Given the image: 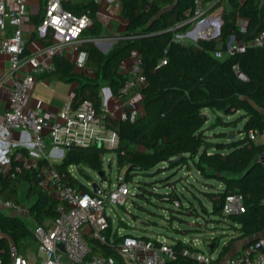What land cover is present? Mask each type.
<instances>
[{
    "label": "trees",
    "instance_id": "obj_1",
    "mask_svg": "<svg viewBox=\"0 0 264 264\" xmlns=\"http://www.w3.org/2000/svg\"><path fill=\"white\" fill-rule=\"evenodd\" d=\"M204 3L212 12L222 8L219 35L184 44L174 37L177 32L185 31L187 28L182 26L192 20L193 0H120L121 17L126 21V28L123 34L115 37L110 50L103 53L91 41L101 36V26L96 20L97 6L89 0L83 13H89L93 25L83 32L82 37L88 42L82 48L87 53L86 67L90 73L75 70L65 56H56L52 61L53 70L44 73L42 79L76 82L72 107L76 108L88 100L97 113H105L108 128L118 134L119 147L113 152L94 146L76 148L67 152L60 163L40 160L39 166H52L67 186L88 192L87 187L76 175H70L68 169L74 167L79 177L92 182L90 173L103 171L102 160L106 153L116 155L118 171L126 167L125 182H130L134 174H149L155 168L161 170L165 167L173 171L192 163L202 179L220 185L216 188L207 182L209 190L203 195L210 204L209 209L200 203V215L191 202L183 206L179 192L172 189L173 184L166 187L168 192L155 196L173 206L178 202V206H174L178 209L177 215L227 224L234 237L211 261V264H219L235 254L231 249L236 242L245 247L264 236V163L260 161L264 155V142H254L248 136L250 132L264 136V47L250 46V42L264 32V0H205ZM63 8L68 9L65 4ZM242 22L245 23L243 29ZM178 27L177 31H171ZM231 38L243 44L245 49L227 55V43ZM216 52L223 56L216 58ZM133 53L141 58L140 70L145 84L136 89L142 102L136 118L131 121L109 116L102 108L100 90L107 87L111 96L121 95L129 76L121 73L120 67ZM24 54H27L25 49ZM204 111L224 116L238 114L233 122H243L239 131L243 137L236 139L233 135L229 139L232 134L218 132L214 138L219 141L211 142L206 135L210 131L206 128L209 118ZM217 119V126L231 127V122ZM16 152L27 153V150ZM36 174L34 169L22 170L13 176L0 172L1 200L19 206L20 188L26 187L25 198L32 200L28 212L34 228L57 217L58 208L64 206L39 185ZM232 195L242 197L244 212L224 216L225 200ZM170 217L185 223L179 218L181 216ZM121 227H126L124 222L117 228ZM34 228L13 213L0 211V230L4 236L0 240L1 263H9V242L19 253L30 243H36ZM197 231V228L175 230L178 236L172 239V243L178 258L166 264H201L190 254L182 253L184 249L191 254L201 251L183 239L191 238ZM112 237L116 244L119 241L117 233ZM223 238H212V244L216 245L210 254L215 253ZM93 251L124 264L115 246L94 243Z\"/></svg>",
    "mask_w": 264,
    "mask_h": 264
},
{
    "label": "built area",
    "instance_id": "obj_2",
    "mask_svg": "<svg viewBox=\"0 0 264 264\" xmlns=\"http://www.w3.org/2000/svg\"><path fill=\"white\" fill-rule=\"evenodd\" d=\"M9 1L10 4L7 0H0V52L9 58L10 69L7 78L16 76V79L9 93L8 107L1 116L0 172L13 176L22 170H37L39 185L51 197L63 202L64 206L58 208L57 217L33 229L37 244L34 261L31 262L29 258L19 253L16 246L9 242L10 260L7 264H118L112 257L95 254L94 243L115 246L116 253L124 264H166L175 261L178 255L172 242L165 241L160 236L143 238L125 235L122 228H113V221L107 209L126 207L129 198L132 197L129 183L124 181L123 176L117 178L116 184L108 186L105 185L106 178L101 185L99 181L89 182L90 188H87L89 191L83 192L67 186L62 176L52 166H39L40 160L50 161V157L63 158L67 152L76 148L94 146L113 152L119 147V137L115 130L108 128L107 115L97 113L88 100L82 101L76 108L72 107L70 101L60 111L57 120H50L42 113L28 109L26 105L36 82V75L53 70L52 60L56 56H64L67 49L74 51L72 62L74 69L90 73V69L86 67L87 53L82 48L88 42L82 37L83 32L93 25L89 13L76 15L63 8L62 0H46L44 14L35 34L47 45L34 54L25 55L21 25L27 16L29 0ZM99 1L93 0V3L97 5ZM204 2L205 0H193L194 16L189 22H199L198 25L203 23L207 27L215 18L213 14L215 11L212 12ZM209 11L211 12L208 13ZM221 12L222 8L218 14ZM95 15L98 22L106 20L99 12ZM218 18H221V15L216 20ZM244 26L245 23L242 22L241 29ZM9 27L12 28V33L6 36ZM197 30L187 34H195ZM206 35H211L210 29ZM232 39L227 43V55L245 49L243 44ZM91 41L100 44L99 39ZM250 46L264 47V32L256 36L250 42ZM222 56L221 52L215 53L216 58ZM140 63L141 58L138 56L135 60L136 68L122 88L121 95L117 97L123 100L126 109L119 119L129 118L132 121L137 116L139 105L135 96L139 94L136 89L145 84ZM25 69L26 73L18 76L19 71ZM15 131L29 135L30 146L26 149L27 153L16 152L15 149L11 150L5 146ZM248 136L254 142H261V135L257 132H250ZM260 161L264 163V155L260 157ZM68 172L75 176L76 169L70 167ZM94 174L99 180L97 173ZM93 183L98 185V193H94ZM174 206L177 207L178 202H175ZM18 208L19 206L0 199V209L16 211ZM243 212L240 195L226 198L224 216ZM114 233L119 237L116 244L113 243ZM3 238L0 230V240ZM184 242L196 247L189 239H184ZM182 253L190 254L201 264H211L213 260L210 255L201 251L191 254L184 249ZM0 264L3 263L0 261ZM219 264H264V236L258 237Z\"/></svg>",
    "mask_w": 264,
    "mask_h": 264
},
{
    "label": "rangeland",
    "instance_id": "obj_3",
    "mask_svg": "<svg viewBox=\"0 0 264 264\" xmlns=\"http://www.w3.org/2000/svg\"><path fill=\"white\" fill-rule=\"evenodd\" d=\"M220 9L221 8L213 13L215 18L207 27L203 25V23L198 25L199 22H191V25L185 31L177 32L174 37L175 40L184 44L194 43L191 34L188 35L187 33L193 32L195 29H198L201 34L198 36L199 39H211L217 31L216 19L221 15L220 13L218 14ZM209 29L211 30L210 36L206 35ZM104 88L105 87H102L101 89ZM204 114L209 118L206 128H209L210 131H207L206 135L211 142L219 141L214 138L215 134L218 132L229 133V135L232 134L234 137L236 136V139L243 137L242 133L239 134V131L242 130L243 122H233L239 116L238 114L224 116L221 113H214L211 111H207ZM217 118H220L223 122H231V127L217 126L216 124L219 122ZM261 138H264V136H261ZM226 140H228V138ZM61 160L62 158L50 157L51 163H60ZM102 166L106 178L105 185L107 186L116 184L117 178L124 176L126 171V167L118 171L116 155L112 153H106L103 156ZM162 167L164 166H161V168ZM74 174L85 187L90 188L88 185L89 182H86L83 178L79 177L76 172H74ZM90 175L93 182L99 181L96 178V174L91 172ZM207 182L209 181L202 179L192 163H189L186 167L173 171H169L164 167L161 170L155 168L149 174H134L132 175V180L128 182L129 188L132 192V197L129 198L128 206H117L112 210L107 209L108 215L113 221V228H117L121 225V222H124L126 227H121L124 234H129L135 237L160 236L170 243L172 242V239H175L178 236L175 230L197 228V233L192 235L189 240L195 244L196 248H199L208 254L216 245L212 244V238L217 236L224 237V234L230 233L227 224L222 221L213 222L210 221V219L203 220L202 217L195 218L191 216L177 215V208L172 204L160 201L158 197L155 196V194H165V192H168V188L173 184L172 189H176L177 192H179L182 205L185 206L188 202H191L193 207L196 208L201 215L200 203H202L207 209L210 207V204L203 195V192L209 190ZM209 183L216 188L219 186L213 181ZM140 187L141 189H139ZM25 190L26 187L21 186L19 208L16 211L3 209H0V211L4 213H13L23 220V222L29 227L34 228L35 225L28 212V207L32 200L25 198ZM170 210L173 211V213H171ZM170 215L181 216L179 218L185 220V223L182 224L177 220H172ZM225 240L226 239H220L215 253L219 251L220 246ZM240 244V242H237L238 246ZM36 247V243H30L22 249L21 254L25 255L31 262H33L34 257L36 256Z\"/></svg>",
    "mask_w": 264,
    "mask_h": 264
},
{
    "label": "crops",
    "instance_id": "obj_4",
    "mask_svg": "<svg viewBox=\"0 0 264 264\" xmlns=\"http://www.w3.org/2000/svg\"><path fill=\"white\" fill-rule=\"evenodd\" d=\"M10 4L11 1L7 0ZM89 0H62V6L65 4L72 13L79 15L83 13L84 8L87 6ZM46 0H29L27 6V16L23 19L21 25L22 42L23 47L27 51L26 55L34 54L40 51L46 43L39 40L36 37L35 30L44 14V7ZM97 6V12L102 14L105 21L99 22L101 26V36L97 39L100 40V44L95 46L103 53H107L112 44L115 42V37L124 33L126 28V21L121 17L120 0H100ZM108 20V21H107ZM12 33V28L7 29L6 36ZM194 33H198V30ZM200 34V33H198ZM65 58L70 62H73L74 51L67 49L65 52ZM139 55L133 53L131 57L125 60L121 64V73L127 74L129 77L132 71L136 68L135 60ZM53 61V60H52ZM53 66V64H52ZM10 69V62L8 55L0 52V122L2 113L8 107V97L12 88L13 81L16 76L7 78L8 71ZM25 70H21L18 76L24 75ZM42 75H36V82L29 94L27 100V108L42 113L46 118L50 120H57L60 111L68 104L73 98V90L77 87V83H69L64 81H47L42 79ZM107 87L101 89L100 97L102 102V108L113 118H120L121 114L126 110L123 100L117 97L109 95ZM104 95V98H103ZM135 100L141 108L142 98L140 95L135 96ZM207 111H204L206 113ZM264 142V138L261 139ZM5 144L9 149H27L29 144V135L21 132H13L11 137ZM219 185V184H218ZM220 188V185L218 186ZM225 242L220 248L231 238L234 237V233L230 231L229 234H224ZM183 239H188L184 237ZM219 248V250H220ZM242 248V243L238 246L237 242L233 245L231 253L237 252ZM199 249V248H198ZM200 250V249H199ZM201 252H204L201 250ZM219 252V251H218ZM218 252L214 254L208 253L213 259L216 258ZM207 254V253H206ZM36 256L34 257V259ZM34 261V260H33Z\"/></svg>",
    "mask_w": 264,
    "mask_h": 264
},
{
    "label": "water",
    "instance_id": "obj_5",
    "mask_svg": "<svg viewBox=\"0 0 264 264\" xmlns=\"http://www.w3.org/2000/svg\"><path fill=\"white\" fill-rule=\"evenodd\" d=\"M210 12H211V11H209L208 13H210ZM208 13H206V14H208ZM206 14H205V15H206ZM190 25H191V22H188L187 24L183 25L182 28H184V29L189 28ZM221 25H222V20H221V18H218V20H217V31H216V33L213 35L212 38H215V37H217V36L219 35ZM178 29H179V27H178V28H175V29H173V30H171V31H172V32H175V31H177ZM191 36H192V38L194 39V43L199 39L197 33H196V34H191ZM232 40H233V39H232ZM239 76H240L241 78L244 79V76H243L242 74H239ZM107 92H108V94L110 95V91H109V89H107ZM228 138H229V139L233 138V135L229 136ZM97 176H98V178H99V185H101V184L105 181V175H104V172H103V171H99V172H97ZM92 189H93L94 193H98V185H97L96 183H93V184H92ZM256 239H257V238H256Z\"/></svg>",
    "mask_w": 264,
    "mask_h": 264
},
{
    "label": "bare ground",
    "instance_id": "obj_6",
    "mask_svg": "<svg viewBox=\"0 0 264 264\" xmlns=\"http://www.w3.org/2000/svg\"><path fill=\"white\" fill-rule=\"evenodd\" d=\"M196 34V33H195ZM201 35V34H200ZM198 36H199V34H198Z\"/></svg>",
    "mask_w": 264,
    "mask_h": 264
}]
</instances>
